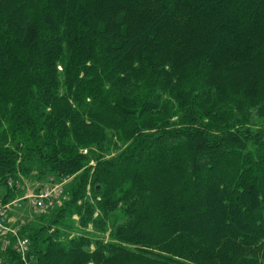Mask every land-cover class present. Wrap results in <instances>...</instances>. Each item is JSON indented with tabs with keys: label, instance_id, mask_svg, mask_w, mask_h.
<instances>
[{
	"label": "trees",
	"instance_id": "16d2710c",
	"mask_svg": "<svg viewBox=\"0 0 264 264\" xmlns=\"http://www.w3.org/2000/svg\"><path fill=\"white\" fill-rule=\"evenodd\" d=\"M64 179L27 264H264V0H0V202Z\"/></svg>",
	"mask_w": 264,
	"mask_h": 264
},
{
	"label": "built area",
	"instance_id": "2783aa9c",
	"mask_svg": "<svg viewBox=\"0 0 264 264\" xmlns=\"http://www.w3.org/2000/svg\"><path fill=\"white\" fill-rule=\"evenodd\" d=\"M83 152H86L84 150ZM62 182L50 185H40L29 193H26L21 198H14L6 203L0 202V249L10 250L20 256V259L27 264V254L29 252L30 240L25 232L23 226L27 221L25 219H18L13 221L8 212L12 206L17 205L20 199L30 198L36 212H40L45 208L52 206L60 201L63 196Z\"/></svg>",
	"mask_w": 264,
	"mask_h": 264
},
{
	"label": "rangeland",
	"instance_id": "374dc122",
	"mask_svg": "<svg viewBox=\"0 0 264 264\" xmlns=\"http://www.w3.org/2000/svg\"><path fill=\"white\" fill-rule=\"evenodd\" d=\"M50 179L51 178H48L47 180H50ZM24 184H25V191L22 196H24L26 193L33 191L35 187L44 185L45 183H35L31 180L30 181L26 180ZM8 214L13 221L18 220V219H25L27 222H29L34 219L37 212L35 211L33 207V203L31 199L26 198V199H20L17 205L12 206Z\"/></svg>",
	"mask_w": 264,
	"mask_h": 264
}]
</instances>
